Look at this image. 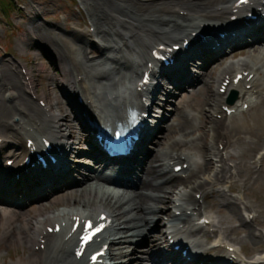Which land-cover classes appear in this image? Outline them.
<instances>
[{"label": "bare ground", "instance_id": "obj_1", "mask_svg": "<svg viewBox=\"0 0 264 264\" xmlns=\"http://www.w3.org/2000/svg\"><path fill=\"white\" fill-rule=\"evenodd\" d=\"M95 2L97 10H99L95 19L97 36L91 37L102 39V42L106 43L107 46L101 49L105 50V53L114 49L108 46L109 37H111L112 42L113 38L118 39L119 43H122L127 49L128 57L122 55L120 61H109L106 58L104 61H102L103 58L86 61L80 56V51L85 46L83 41L86 36H78L73 33L71 36H63L61 33H55L54 29L48 28V25L44 28L38 26L37 30L43 35H47L43 37H45L46 42H49V47L56 53L55 56H58V64L63 65V80L65 78L71 79L73 90H76V86H78V90L85 99L86 107H90L91 111L97 116L116 114L129 106V99L131 96L133 99L135 97L129 89V79L135 74L133 59L140 66L146 57V50L150 44L157 43L156 41H168L170 38H184L185 36H173L181 30L176 21L187 23L189 31H202L203 29L199 28L205 22L224 20L230 14L229 0H157V2L151 3L147 7H135L128 0H95ZM81 4L87 6V3L83 0H81ZM103 6L106 9H103ZM180 6L182 7L180 8ZM179 8L180 10L177 11H185L186 16L179 17L174 14L175 9ZM120 16L122 20H120ZM112 45L116 44L113 42ZM259 45L245 59L239 60L237 63H225L219 69L215 81L218 86L223 77L235 71L237 73L239 71H249V74H253V77L248 81L247 77H244L243 81L237 86H229V88L241 87L244 89V96L241 101L242 103H248L250 106L245 114L238 113L236 119L226 124L223 123L219 127V123L214 122V116L221 111L223 96L212 90L202 98V101L192 104L189 108L197 113V119L194 115H190L183 110L184 107H177L176 109H179L183 114V122L180 123L176 131L180 133V138L174 141L177 142L175 144L173 142V145L166 148H159L160 142H155L157 148L147 151V154H144V150H146L144 147L140 157L145 162L131 161L120 174L132 173L135 170L141 174L139 177L136 176L135 182L126 185L129 190L133 188V191L120 192L104 187L107 181L98 169L70 164L73 173L84 170L87 175H83L78 182H70L69 187L65 186V194L51 199L48 207L42 202H37L27 207V211L21 215V212L9 211V207L5 206L7 203L0 201V227L2 229L0 242L12 240L20 245L33 247L36 237L41 235L40 229L56 218H64L73 212L99 213V211L105 210L115 220L114 231L126 233V237L117 244L129 243L135 246V239H140V243L146 241L149 243L147 244L149 248H144V257L133 261L115 262V264H188L183 260H178L174 255L166 254L158 240H149L153 230L161 228L160 226L163 224L161 215L167 212L166 203L169 202L173 204V208L177 205L175 207L176 211H180L181 216L186 218L183 222L178 221L181 225L186 224L182 229H177L176 225L170 227L169 235L172 239H178L179 236L187 234V232L192 237L198 234H203L208 239L217 237L208 245L198 241L196 247L202 250V255L195 262L189 264H226L224 258L232 256L236 257L233 264H264V261L243 263V260H238L236 252L226 250L224 242H222V239H228V233L235 230L232 226L233 220H236L242 229L248 231V241L254 245L264 242V233H255L251 225L252 222L247 223L241 215V210L248 212V215H250L253 213L254 207L246 204L243 198L231 195L241 192L240 190L245 191L251 174H260L262 171L264 174V97H262L264 94V39ZM205 47L204 44H198L195 47L194 52L189 57L190 64L202 58V53L206 50ZM203 48H205L204 51ZM20 49L24 50L23 47H20ZM222 52L221 50L217 54ZM120 54L119 52L117 55ZM85 55L86 50L83 57ZM218 58L206 61L200 67L203 76L198 77L195 81L180 82L179 90H177L181 91L196 83L206 84L213 72V67L209 71L207 69L212 65V61H217ZM101 65H103V69H100ZM109 66H113L114 72H105L104 69ZM0 67H4V69H0L1 81H3V85L0 86V136L7 139L10 136L15 138V142L11 145V148L16 149L15 154L10 157L15 160V164L18 165L20 161L18 153H26V150L20 148L21 144L17 141V138L21 137L23 139L24 136L31 135L30 128H34L38 133L46 132L54 140L60 137L66 144V150L75 151L76 148L73 146H77L80 142L77 141V144L72 142L71 146L68 144L73 139L69 133L72 126L68 123L71 120L77 121L75 115H69V113L73 115L72 101L68 97L62 96L64 94L61 92V97L66 104L64 114L58 111L53 112V109L57 107L55 103L50 104L47 110H41L31 99H27L23 84L20 78L18 80L15 71L13 69L12 71L7 70L4 64ZM103 82L107 83L103 84ZM247 85L250 86V89L245 88ZM3 89L4 91H2ZM198 89L201 91V87ZM258 97H261V99L254 102L253 98ZM166 102L168 101L166 100ZM13 112L15 114L12 115ZM9 114L12 116L5 120ZM202 115H205V122L201 121V123L208 128L212 141L218 140L215 142V147L213 144L208 146L203 136L189 141L182 138L190 134L188 131L194 132L202 128L199 121V119H202ZM156 134H160L159 127L152 138H147L146 144L148 141V144H150L153 139H156ZM217 144L223 145L224 150L222 152H220ZM5 146H8V144H5ZM176 150L178 152L183 151L184 155L187 156L186 159L190 158V153L186 152L187 150H194L204 158L201 163L189 160L192 170L187 171L193 172L194 179L201 175L199 182H196V180L189 182V179L182 180L178 175H170L161 165L165 161H171ZM83 153V151L79 152V154ZM256 153L262 154L258 160H254V154ZM212 157L218 159L215 164L222 165L211 174V172H208L212 171ZM91 162L93 166L99 164L96 159ZM154 162L160 165L154 167ZM228 162H232L233 165L229 166ZM65 167H68V163ZM163 176L167 178L162 184L154 183L156 178ZM228 182L230 185L227 187V191L217 187ZM254 184L255 181L251 186ZM181 185L183 186L182 189L175 191ZM136 188L139 192L135 191ZM186 190H189L190 193L187 194ZM191 193H201V198L206 201L205 205L198 204ZM210 198L213 200L212 206L218 209L223 208L227 212V214L219 212L220 219L217 216L214 223V232L212 233H209L208 226L192 224L194 212L200 214L205 211L208 208L207 201ZM66 199L69 201H66ZM223 200L227 203L223 204ZM56 204H62L61 209L53 210ZM163 204L165 206L162 207ZM188 212L191 215H187ZM124 213L129 215L124 217ZM122 220L123 222L120 223ZM253 220H255L254 222L257 221V219ZM188 225L193 229L189 230ZM167 229L168 227H166ZM50 241L51 243H47L45 256L36 260L29 257L28 261L20 259L16 264H76L70 256H63L71 240L67 242L60 241L57 244H55V240ZM132 246L119 247L118 253H112L111 257L115 261L118 258L127 257L129 255L127 250ZM151 249L154 251L151 252ZM261 254L260 260L264 259V251ZM40 255L43 254L40 253Z\"/></svg>", "mask_w": 264, "mask_h": 264}, {"label": "rangeland", "instance_id": "obj_2", "mask_svg": "<svg viewBox=\"0 0 264 264\" xmlns=\"http://www.w3.org/2000/svg\"><path fill=\"white\" fill-rule=\"evenodd\" d=\"M78 1V0H77ZM85 3L88 5V9H90L91 13L94 14L95 19L97 18V15L99 13V10H97V5L95 0H83ZM130 3H132L135 7H147L151 3H140L138 4L137 2L128 0ZM19 4L22 6H26V11L25 13L28 14L29 18L25 17L24 13H19L17 10L9 11L8 16H4V20H0V44H2V47L5 48V53H1L0 55V66H2L4 62H7L6 68L7 70L10 68L13 69L14 67V60L13 59H20L21 61L25 62L32 72L35 85L38 91L39 95H42L46 98V100L50 104H57V107L55 108L56 112H61L62 114L65 113L66 106L64 105L63 101L60 99V94H59V89H58V83L57 81L60 79V73L56 72L55 69V63H53L51 60L46 59L43 52L36 51V48L31 44L32 42L30 41L29 37L27 34L24 33V28L27 25H30L32 27H38V26H43V28L47 24H55L56 26H51L48 25V28L57 30L56 28H60L62 33L65 36H68V33H70L71 28L69 27L70 24H72L71 21L75 22L76 24H81V30L86 31L85 23L83 22L82 18L78 14L77 11V4L74 0H18ZM2 7L6 11L8 9V6L5 1L2 2ZM36 8V10L32 9ZM104 8V6H103ZM1 5H0V13L3 11L1 10ZM37 11L36 17L34 16V12ZM34 13V14H33ZM3 14V13H2ZM35 33L38 35L39 39L41 40L42 46L45 48H50L49 43L46 42L45 38H43L42 33L39 31H35ZM47 36V35H46ZM46 46V47H45ZM256 46L260 45H251L249 47L242 48L240 50H237L235 52L229 53L223 58H218L217 61H212V65L208 67V71L211 67H213V72L210 75L209 80L206 82V84H194L186 89H183L181 91H176V95L172 98L166 99L168 102H162V101H157L158 104L160 105V112L163 116V118L158 119V122L156 123L155 126L158 125L160 129V134H156V139H153L150 144L146 146V150H144V154H147V151L149 150H154L157 148V145L155 142H160L159 148L162 147H169L170 145L175 144V140H178L180 138V133L176 132L180 123L182 124L183 122V114L179 109H176L177 107H184L183 110H185L188 114L194 115V117L197 119L198 115L195 111H191L189 108H191L192 104H197L198 102L202 101V98L208 93H210V90L215 92V80L218 77V71L221 67L225 65V63H237L239 60L245 59L254 49H256ZM19 47H24V50H20ZM46 50V49H45ZM3 52V51H2ZM213 56V55H211ZM210 56V57H211ZM2 63V64H1ZM9 64V65H8ZM200 64V62L198 63ZM205 63H202V65ZM10 66V67H9ZM4 69V67H0V69ZM17 74L19 72L15 70ZM207 72V71H206ZM9 73V72H8ZM203 72L201 69H192L193 75L196 76V79L200 76H203ZM10 74V73H9ZM205 74V73H204ZM188 75V73H187ZM17 76V75H16ZM20 76V75H19ZM18 77V80L21 77ZM190 77L192 75H189ZM195 79V78H194ZM195 79V80H196ZM1 72H0V86L3 85L1 81ZM184 80V78L181 80V82ZM19 82V81H18ZM175 83H180L179 79L175 81ZM168 88H171L172 86L167 85ZM201 87V91L198 89ZM4 91V89L2 90ZM15 114V112L12 113V115ZM12 115H7L5 120L10 118ZM70 115V114H69ZM200 128L197 131L190 132L182 138L185 141H189L195 138H201L200 136L205 137V140L208 142V134L206 131L208 128L201 123L205 122V115H202V119L200 120ZM198 123V121H196ZM68 125L72 126L70 130V135L73 137L71 139L72 142L80 143L77 144L75 147V151L73 153L77 154L76 159H75V164L79 163V165L83 164L85 166L91 165L90 162V157L88 156V152L85 151V146H84V138L82 136V133L80 130H78L75 127L74 122L70 121ZM77 139V140H76ZM174 142V143H173ZM173 143V144H172ZM87 152L83 154H79L80 151ZM74 154V156H75ZM255 155V154H254ZM253 155V156H254ZM256 156V155H255ZM151 158V157H150ZM78 161V162H77ZM134 161L136 162H145L142 157H135ZM157 161V160H155ZM157 165L156 162L153 163V166L155 167ZM92 169V168H91ZM138 176H141L139 172H136ZM210 173V171L208 172ZM83 175H87V172L84 170H78V173H70V177L64 176L65 179L69 182H74V181H80L82 179ZM154 177V176H153ZM157 177V176H156ZM150 180V178H149ZM160 180V179H157ZM199 182L201 180V175L197 176L196 179L191 178L189 182L195 181ZM250 181L247 184V187L245 188V191L242 192L243 190H240L241 193L240 195L243 196V193L245 194L246 201L251 204V206L254 207V211L257 213L258 218L257 222L253 224V231L255 232H260L264 231V174L263 171L260 174L253 173L250 175ZM255 181V184L251 186ZM250 187V188H249ZM134 189H130L129 191H133ZM65 191L63 188L61 190L55 191L54 194L50 195L43 203L47 205L48 207L49 202L51 199L61 196L62 194H65ZM136 192H139V190L136 188ZM66 201H69L66 199ZM212 199H208L207 204L208 208L207 210L214 214L215 216H218L220 219V213L223 212L224 214H227L225 209H218L212 206ZM223 204H226V201H222ZM33 205V204H32ZM30 205V206H32ZM28 206V207H30ZM62 204H56L53 210L60 209ZM162 207L165 206V204L161 205ZM166 206H170V203L167 202ZM2 208V207H1ZM5 208V207H3ZM27 207L23 209H16L13 207H9L8 210L11 212H21V215L24 214L27 211ZM51 209V208H50ZM49 209V210H50ZM31 213V212H30ZM33 214V213H31ZM167 214V212H166ZM166 214L161 215V220H163V223L166 221ZM124 217H126L127 213L123 214ZM160 219V217H159ZM1 220V218H0ZM123 222L120 221V223ZM232 226L235 229L233 232L228 233L227 237L230 241L234 243H239L244 249V252L248 256H254V254H258L260 251L264 249V242L261 244H253L252 242L247 240L248 236V231L245 229H242L239 225V223L236 220L232 221ZM161 227V226H160ZM163 227V224H162ZM161 227V228H162ZM122 229V227H120ZM161 229H155L153 232L150 234V239L154 240V236H158V232ZM2 235V229L0 227V238ZM118 237H121V240H123L126 237V233L123 232L122 234L118 235ZM155 237V238H156ZM137 242H140V239H135ZM136 242V243H137ZM246 242V244H245ZM148 242L142 243V244H136L135 246L130 245L129 243H123V244H118L114 248V252L118 253V248L119 247H128L132 246L128 249L129 255L125 258L117 259L119 262L123 261L126 262L128 260H137L140 259V257H144L143 252L145 251V246L147 245ZM251 248H254L251 250ZM124 251V248L122 249ZM252 251V252H251ZM33 254V251L31 248L27 247L26 245H20L16 241L12 240H7V241H2L0 242V264H16L17 260L21 259H26L28 261L29 257H32L31 255ZM36 257V256H34Z\"/></svg>", "mask_w": 264, "mask_h": 264}, {"label": "snow or ice", "instance_id": "obj_3", "mask_svg": "<svg viewBox=\"0 0 264 264\" xmlns=\"http://www.w3.org/2000/svg\"><path fill=\"white\" fill-rule=\"evenodd\" d=\"M89 227H90V225L86 226V227H85V230L87 231ZM99 230H100V228H96V229H95V231H99ZM94 234H95L94 232H90L87 236L82 237V240H83L85 243H87V241H88L89 239H91V236L94 235ZM77 254L79 255L80 253L78 252ZM92 259L95 260L96 257L94 256Z\"/></svg>", "mask_w": 264, "mask_h": 264}]
</instances>
